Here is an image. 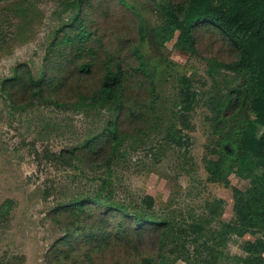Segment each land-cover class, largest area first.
Returning a JSON list of instances; mask_svg holds the SVG:
<instances>
[{
  "label": "rangeland",
  "instance_id": "374dc122",
  "mask_svg": "<svg viewBox=\"0 0 264 264\" xmlns=\"http://www.w3.org/2000/svg\"><path fill=\"white\" fill-rule=\"evenodd\" d=\"M159 1L0 0V30L7 39L0 45L3 264H140L160 247L175 264H187L181 245L195 264L213 257L232 264L226 257L245 256L242 244L257 236L220 237L235 220L232 192L209 180L203 162L216 139V115L233 112L224 111L227 97L247 82L243 73L224 67L238 53L203 24L195 29L194 53L174 47L177 34L161 42ZM135 48L152 77L151 93L147 77L130 71L139 65ZM106 64L132 73L128 94L136 115L115 104L91 106ZM22 72L40 82L41 94L18 81ZM181 76L193 77L197 92L184 116ZM139 107L147 113L140 116ZM180 135L187 141L177 146L172 137ZM229 180L242 191L250 186L233 173ZM146 196L153 199L151 208ZM82 201L165 221L170 232L128 238L110 223L86 237L77 211L63 210ZM193 223L203 227L200 234L186 232Z\"/></svg>",
  "mask_w": 264,
  "mask_h": 264
},
{
  "label": "trees",
  "instance_id": "16d2710c",
  "mask_svg": "<svg viewBox=\"0 0 264 264\" xmlns=\"http://www.w3.org/2000/svg\"><path fill=\"white\" fill-rule=\"evenodd\" d=\"M157 7L156 35L161 42H167L177 34L174 47L183 52L194 53L195 29L203 24L207 28L217 29L238 53L237 59L224 67L232 72L243 73L247 82L235 91L233 99L232 96H229V100L227 97L224 111L232 108L233 112L229 116L224 113L216 115L213 125L216 139L209 146L208 156L204 157L203 162L209 180L221 183L232 192L235 220L225 226L220 237L223 238L230 232L241 237L247 233L257 235L253 241L242 244L245 256L229 255L226 260L232 264H264V0H187L181 3L160 0ZM0 37L3 39L0 45L6 43V35L2 30ZM133 53L138 58L139 65L130 71L147 77V90L151 93L152 77L146 70L140 50L135 48ZM88 68V65H84L81 71L86 72ZM130 71L123 70L119 64L115 68L106 64L101 84L90 96L91 106L115 104L126 109L129 116L136 115V107L128 94L132 78ZM18 81L25 82L27 87H35L38 94L42 93L40 82L33 81L30 74L24 76L22 72ZM177 83L184 116L192 110L197 99L195 80L191 76H181ZM139 110L140 116L147 113L144 107H139ZM228 121L232 125L228 126ZM110 135L114 136L113 133ZM184 141H187L184 135L172 137V142L177 146L184 145ZM232 173L248 180L249 188L242 191L232 186L229 180ZM93 202H75L72 204L73 208L63 207L68 212L77 211V218L83 223L84 230L81 231L88 232L86 237L93 238V234L99 233L110 223H116L118 231L128 238L156 230H160L163 235L170 232L165 221L126 214L110 205H106L103 210L88 207L87 204H94ZM143 202L147 208H151L153 199L146 196ZM222 202L220 199L216 200L219 206ZM202 231L200 224L193 223L186 232L195 235ZM181 246L184 252L180 256L185 255L184 261L187 264H195L186 255L188 250L185 245ZM202 248L204 251H211L209 248ZM198 254L202 252L198 251ZM206 263L218 264L214 257ZM0 264H3L1 259ZM140 264H175V261L160 247L157 253L143 258Z\"/></svg>",
  "mask_w": 264,
  "mask_h": 264
},
{
  "label": "crops",
  "instance_id": "0c3cea01",
  "mask_svg": "<svg viewBox=\"0 0 264 264\" xmlns=\"http://www.w3.org/2000/svg\"><path fill=\"white\" fill-rule=\"evenodd\" d=\"M264 256V255H263Z\"/></svg>",
  "mask_w": 264,
  "mask_h": 264
}]
</instances>
